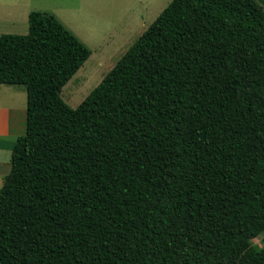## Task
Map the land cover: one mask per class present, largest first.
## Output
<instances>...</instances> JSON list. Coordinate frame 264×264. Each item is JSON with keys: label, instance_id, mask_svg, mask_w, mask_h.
Segmentation results:
<instances>
[{"label": "trees", "instance_id": "trees-1", "mask_svg": "<svg viewBox=\"0 0 264 264\" xmlns=\"http://www.w3.org/2000/svg\"><path fill=\"white\" fill-rule=\"evenodd\" d=\"M28 22L0 35L28 107L0 264H264V0H172L76 108L90 49Z\"/></svg>", "mask_w": 264, "mask_h": 264}, {"label": "rangeland", "instance_id": "rangeland-1", "mask_svg": "<svg viewBox=\"0 0 264 264\" xmlns=\"http://www.w3.org/2000/svg\"><path fill=\"white\" fill-rule=\"evenodd\" d=\"M171 1L0 0V35L26 34L31 11L58 18L91 51L61 91L62 98L76 108ZM263 238L259 235L254 244L262 247Z\"/></svg>", "mask_w": 264, "mask_h": 264}, {"label": "crops", "instance_id": "crops-1", "mask_svg": "<svg viewBox=\"0 0 264 264\" xmlns=\"http://www.w3.org/2000/svg\"><path fill=\"white\" fill-rule=\"evenodd\" d=\"M27 116L26 86L0 84V185L2 183V186L5 176L11 170L12 148L16 139L27 131Z\"/></svg>", "mask_w": 264, "mask_h": 264}]
</instances>
